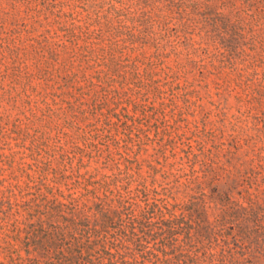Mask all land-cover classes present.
<instances>
[{"label":"trees","instance_id":"trees-1","mask_svg":"<svg viewBox=\"0 0 264 264\" xmlns=\"http://www.w3.org/2000/svg\"><path fill=\"white\" fill-rule=\"evenodd\" d=\"M217 3L103 2L104 16L90 32L97 49L85 50L104 60L100 77L109 89L103 98L130 102L152 87L153 77L112 71L120 47H154L163 59L173 56L179 68L202 66L209 49L220 64H244L250 39ZM257 98L262 101L264 92L257 91ZM130 128L136 138H149L146 125L135 122ZM40 149L32 165L0 167V264H264V197L238 193L236 173L225 178L211 150L189 157V171L177 180L149 185L157 169L145 176L128 158L110 169L107 157L106 169L82 172L88 166L84 148L76 146L73 157L57 166L45 161Z\"/></svg>","mask_w":264,"mask_h":264},{"label":"rangeland","instance_id":"rangeland-1","mask_svg":"<svg viewBox=\"0 0 264 264\" xmlns=\"http://www.w3.org/2000/svg\"><path fill=\"white\" fill-rule=\"evenodd\" d=\"M111 1L129 3L0 0V167L32 165L37 146L57 166L80 146L88 162L82 172L106 169L107 157L109 168L128 158L145 176L157 169L149 185H166L189 171V157L211 150L225 178L236 173L238 193L264 197V99L257 98L264 92V0L217 3L250 39L244 64H220L213 49L196 68H179L154 47L114 51L112 71L153 77L152 87L130 102L103 98L109 89L100 77L104 60L85 51L97 49L90 32L104 16L102 3ZM8 46L18 52L11 55ZM135 122L146 125L149 138H136ZM14 151L19 154L12 157Z\"/></svg>","mask_w":264,"mask_h":264}]
</instances>
